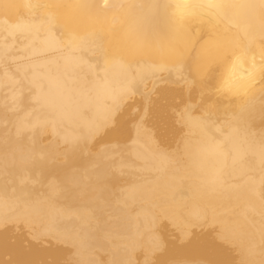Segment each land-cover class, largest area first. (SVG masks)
<instances>
[{
    "label": "bare ground",
    "instance_id": "1",
    "mask_svg": "<svg viewBox=\"0 0 264 264\" xmlns=\"http://www.w3.org/2000/svg\"><path fill=\"white\" fill-rule=\"evenodd\" d=\"M227 246L264 264V0H0V264Z\"/></svg>",
    "mask_w": 264,
    "mask_h": 264
},
{
    "label": "rangeland",
    "instance_id": "2",
    "mask_svg": "<svg viewBox=\"0 0 264 264\" xmlns=\"http://www.w3.org/2000/svg\"><path fill=\"white\" fill-rule=\"evenodd\" d=\"M132 100H133V99H131L130 101L133 102L134 105H133L132 103H130V101H129L128 103H129L130 105H133L132 108H136V105H135L136 100H133V101H132ZM134 101H135V102H134ZM134 106H135V107H134ZM136 109H137V108H136ZM136 109H132V114H133V111H137ZM134 113H135V112H134ZM147 126H148L147 128L150 129V130H151V129H154V130L158 129V126H157L156 124H153V125L149 124V125H147ZM203 222L206 223L207 221H203ZM201 225H202V226H201ZM201 225H199V224H195L194 226H193V225L190 226V232H189V235H190L191 237H192V236H195V237L191 238V237L188 235V236H189L188 239L192 240V239H194V238H195V239H198V238H199V239L201 240L200 242H202V240H203L202 238L205 239V238H207L208 236H210V238H212V237L215 238L216 233H217V231H216V227H215V226H210V224H208V222H207V226H206V224H205V226H204V223H202V222H201ZM195 227H196V229L199 227V228L197 229V232L194 231ZM200 227H201V228H200ZM203 227H205L208 231L206 232V229H205V228L203 229ZM208 227H209V228H210V227H213V228H210V229H209ZM193 228H194V229H193ZM214 228H215V230H214ZM192 229H193V230H192ZM202 229H203V230H202ZM211 229H212V230H211ZM198 230H199V232H198ZM17 231L21 232V230H17ZM17 231H16V232H17ZM169 231H170V230H169ZM169 231H168V233H167V237H169V238H167V239H168V240L170 239V240L172 241V236H171V235L174 234V237H175V236L177 237V235L174 233V232H176V231L173 230V229H171L172 234H171V232H169ZM173 231H174V232H173ZM211 231H212L213 233H212ZM19 232H18V233H19ZM191 232H192V233L196 232L197 235H196V233H195V235H194V234H191ZM202 232H203V233H202ZM210 232L212 233V235L210 234ZM215 232H216V233H215ZM176 233H177V232H176ZM198 233H199V234H198ZM200 233H202V234H200ZM206 233H207V234H206ZM214 233H215V236H213ZM168 234H170V235H168ZM203 234H204V235H203ZM205 235H207V236H205ZM170 236H171V237H170ZM208 238H209V237H208ZM173 239H177V238H173ZM10 240L13 241L14 239L12 238V239H10ZM178 240H179V239L176 240V242H177L176 244H178V243L181 242V240H180L179 242H178ZM170 243H171V244H174V243H175V240H173V241L170 242ZM219 244H220V243H219ZM222 244H223V243H222ZM220 245H221V244H220ZM224 245H225V246H224ZM226 245H227V244H223V245H221V246H222L223 248H226ZM228 247H229V246H227V248H228ZM230 247H231V246H230ZM230 247H229V248H230ZM226 250H227V252H228V251L231 252V250H232V253H234V254H233V257H234L235 259L232 258V254H231V257L229 256L230 252H229V254H228V253L226 254V252H225ZM233 250H235V249H232V247H231V249H224V253H225V254H223V256L221 255L220 260L223 259L222 257H224V259L226 258V259H227V262H229V261H228V258L230 257V258L233 259L234 261L232 260L231 263H229V264H234V263H235V264H237V263H238V264H241V263H240L241 261L239 260L238 256H236V255H238L237 252H236V250H235V252H233ZM235 254H236V255H235ZM225 255H228V258H227V256L225 257ZM219 257H220V256H219ZM237 258H238V259H237ZM231 259H230V260H231ZM237 260H238V261H237ZM221 262H222L221 264H224V263H225V264H228L226 261H223V260H221ZM223 262H224V263H223ZM232 262H233V263H232ZM236 262H237V263H236ZM6 264H7V263H6ZM8 264H9V263H8ZM242 264H243V263H242Z\"/></svg>",
    "mask_w": 264,
    "mask_h": 264
}]
</instances>
